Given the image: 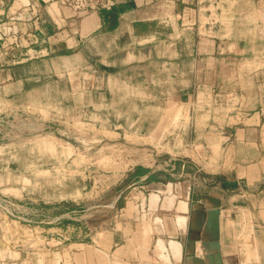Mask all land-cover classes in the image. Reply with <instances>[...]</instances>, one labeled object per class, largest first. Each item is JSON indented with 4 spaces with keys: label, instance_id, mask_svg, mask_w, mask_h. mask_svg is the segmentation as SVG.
I'll list each match as a JSON object with an SVG mask.
<instances>
[{
    "label": "crops",
    "instance_id": "obj_1",
    "mask_svg": "<svg viewBox=\"0 0 264 264\" xmlns=\"http://www.w3.org/2000/svg\"><path fill=\"white\" fill-rule=\"evenodd\" d=\"M67 1L0 0L6 105L55 104L31 92L57 86V71L82 68L93 50L103 71L158 55L178 72L185 59L187 72L239 74V105L198 122L190 158L129 166L100 218L36 210L32 247L11 239L16 222L0 214V264H264V0H114L85 13ZM104 85L103 73L64 83L80 89L69 96L79 105H102Z\"/></svg>",
    "mask_w": 264,
    "mask_h": 264
},
{
    "label": "rangeland",
    "instance_id": "obj_2",
    "mask_svg": "<svg viewBox=\"0 0 264 264\" xmlns=\"http://www.w3.org/2000/svg\"><path fill=\"white\" fill-rule=\"evenodd\" d=\"M155 51L164 53L165 47ZM174 60L156 55L103 71L93 50L82 68L57 71V86L31 92L35 101L50 98L55 104L17 106L0 100V214L16 222L8 225L13 241L35 247L36 210L43 212L41 219L51 212L100 218L109 212L105 205L129 166L169 156L190 158L198 122L213 123L239 105V74L187 72L185 59L180 66L185 71L178 72ZM102 73V105L69 103L80 89L64 87L65 82L94 83ZM1 238L6 239L5 229Z\"/></svg>",
    "mask_w": 264,
    "mask_h": 264
},
{
    "label": "built area",
    "instance_id": "obj_3",
    "mask_svg": "<svg viewBox=\"0 0 264 264\" xmlns=\"http://www.w3.org/2000/svg\"><path fill=\"white\" fill-rule=\"evenodd\" d=\"M113 2L114 0H68L67 5L75 13H85L100 8H109ZM7 213L13 215L11 212Z\"/></svg>",
    "mask_w": 264,
    "mask_h": 264
}]
</instances>
